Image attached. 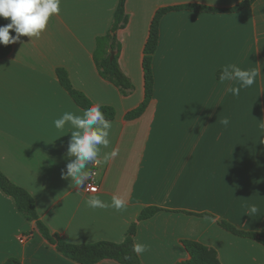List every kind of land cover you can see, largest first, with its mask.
Wrapping results in <instances>:
<instances>
[{
  "label": "crops",
  "instance_id": "0c3cea01",
  "mask_svg": "<svg viewBox=\"0 0 264 264\" xmlns=\"http://www.w3.org/2000/svg\"><path fill=\"white\" fill-rule=\"evenodd\" d=\"M243 1L126 0L129 24L117 38L120 68L136 87L128 96L101 77L94 61L96 40L109 32L120 0H61L60 14L40 38L21 37L0 60V171L30 193L52 235L78 246L120 244L145 208L158 207L164 211L138 222L135 243L149 246L142 264L189 261L185 241L214 249L221 264H264V246L218 224L264 232V0L237 13L166 15L154 56L153 100L141 118L126 120L144 100V48L156 12L182 5L229 9ZM228 64L261 75L233 96L226 88L238 85L219 82ZM58 69L93 104L116 111L101 160L113 149L118 155L98 164L97 194L61 178L72 129L66 124L58 130L53 121L83 109L60 84ZM224 118L228 126L220 123ZM90 195L107 203L118 196L126 208L89 209ZM253 204L259 211L248 216ZM11 258L79 264L50 244L0 189V264Z\"/></svg>",
  "mask_w": 264,
  "mask_h": 264
},
{
  "label": "trees",
  "instance_id": "16d2710c",
  "mask_svg": "<svg viewBox=\"0 0 264 264\" xmlns=\"http://www.w3.org/2000/svg\"><path fill=\"white\" fill-rule=\"evenodd\" d=\"M257 0H244L239 5L229 9H218L202 5H182L174 7H165L159 9L150 26L148 40L144 48L143 71H144V100L134 110L126 115V120L134 121L141 118L150 106L155 91V73H154V56L158 50L160 42V27L163 18L172 12L192 11L197 13L209 14H227L237 13L251 7ZM10 21L0 18V26H5ZM129 24V16L126 13V0H120L117 10L114 14L113 23L109 32L100 36L96 40V51L94 61L99 70L101 77L114 84L124 96L130 95L134 90L133 82L123 73L119 65L121 44L118 41L117 33L126 28ZM10 36H15L11 31ZM13 45H0V60L10 55ZM112 53H115L114 59L111 60ZM57 76L62 87L68 92L76 105L83 110L92 106L93 103L88 97L76 90L64 69L57 70ZM102 113L106 120L112 121L116 117V111L113 107H101ZM0 189L8 196L12 197L20 213L28 221H35L40 234L67 258L79 264H98L104 260H113L119 264H142L139 257L132 252V246L135 243L138 222L146 221L158 213L164 211L158 207L145 208L138 218V222L133 223L126 235L123 243L116 244L107 241H101L95 244L78 246L68 244L62 241L58 236L52 235L47 226L40 220L34 198L22 187L11 182L6 175L0 171ZM199 217L213 218L208 214H191ZM219 226L225 231L242 238L256 241L264 246V232H245L237 229L231 223L219 220ZM184 246L190 255V260L178 264H221L218 253L209 247L198 242L185 241ZM125 256H130L131 260H125ZM5 264H21L15 258L9 259Z\"/></svg>",
  "mask_w": 264,
  "mask_h": 264
},
{
  "label": "clouds",
  "instance_id": "9594fccd",
  "mask_svg": "<svg viewBox=\"0 0 264 264\" xmlns=\"http://www.w3.org/2000/svg\"><path fill=\"white\" fill-rule=\"evenodd\" d=\"M60 11L61 0H0V18L10 21L5 26H0V45L21 43V37H29L30 42L33 38H40L50 18L59 15ZM11 31L15 32V36H10ZM258 75H261L258 69H241L236 64H228L222 67L219 82H235L238 86H229L226 92L239 96L241 89L253 86ZM220 123L228 126L230 121L224 118ZM53 124L58 130L64 129L66 124L72 129L66 150L67 163L65 169L61 171V178L69 180V186L77 190L97 191L95 188L89 189L86 183L94 175L89 165L101 162L107 164L118 155L117 150L113 149L104 153L101 160L102 148H108L110 145L112 122L106 120L99 104H93L79 115L66 111L60 118L55 119ZM85 206L92 210L114 209L119 212L126 208V202L115 195L112 196L110 203L98 196L90 195L85 200ZM258 211L256 205H249L248 216L255 215ZM148 250L147 244L134 243L132 246V252L137 257ZM125 260H131V257L125 256Z\"/></svg>",
  "mask_w": 264,
  "mask_h": 264
},
{
  "label": "built area",
  "instance_id": "2783aa9c",
  "mask_svg": "<svg viewBox=\"0 0 264 264\" xmlns=\"http://www.w3.org/2000/svg\"><path fill=\"white\" fill-rule=\"evenodd\" d=\"M97 168H98V164H93L92 165V171L94 172V175H92L91 178L87 181V185L89 186V189H91V188L97 189V191H95V192H92L90 190L86 191V192H88L90 194H97L99 192V187H98V184L96 183Z\"/></svg>",
  "mask_w": 264,
  "mask_h": 264
},
{
  "label": "water",
  "instance_id": "95a60500",
  "mask_svg": "<svg viewBox=\"0 0 264 264\" xmlns=\"http://www.w3.org/2000/svg\"><path fill=\"white\" fill-rule=\"evenodd\" d=\"M114 59V53H112V55H111V60H113Z\"/></svg>",
  "mask_w": 264,
  "mask_h": 264
},
{
  "label": "rangeland",
  "instance_id": "374dc122",
  "mask_svg": "<svg viewBox=\"0 0 264 264\" xmlns=\"http://www.w3.org/2000/svg\"><path fill=\"white\" fill-rule=\"evenodd\" d=\"M135 89H136V87H135V85H134V90H133V92L135 91Z\"/></svg>",
  "mask_w": 264,
  "mask_h": 264
}]
</instances>
